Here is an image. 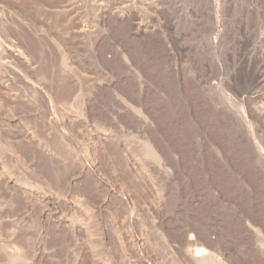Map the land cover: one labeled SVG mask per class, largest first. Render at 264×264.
<instances>
[{"label": "rangeland", "instance_id": "obj_1", "mask_svg": "<svg viewBox=\"0 0 264 264\" xmlns=\"http://www.w3.org/2000/svg\"><path fill=\"white\" fill-rule=\"evenodd\" d=\"M17 2L0 0V44L28 60L0 55V264H192L189 237L264 264L245 227L264 220V0Z\"/></svg>", "mask_w": 264, "mask_h": 264}, {"label": "bare ground", "instance_id": "obj_2", "mask_svg": "<svg viewBox=\"0 0 264 264\" xmlns=\"http://www.w3.org/2000/svg\"><path fill=\"white\" fill-rule=\"evenodd\" d=\"M32 1V0H31ZM18 2H19V0H18ZM17 2V3H18ZM29 3V2H28ZM7 4V3H6ZM16 4V3H15ZM20 4V3H19ZM27 4V3H26ZM17 11V10H16ZM44 17V16H43ZM27 23V22H26ZM170 23V22H169ZM30 24V23H29ZM35 27V26H34ZM41 31V30H40ZM82 30H80V31H77V32H81ZM51 32V31H50ZM48 33V32H47ZM46 33V34H47ZM41 35H42V33H41ZM70 37V36H69ZM72 37V36H71ZM175 41L177 42V39H175ZM10 42V41H9ZM71 42V41H70ZM3 43V42H2ZM12 44H14V43H12V41H11V44H7V45H4V44H0V55L2 56V55H4V54H8V55H10V56H12L11 58H13L14 57V59L15 60H17L18 61V63H20L19 61H21V63H23V64H25V63H27V61L25 60V58L23 59V57L25 56V54H23V52L21 53L20 51H21V49H18V47H17V49L12 45ZM68 49H69V47H68ZM74 49V48H73ZM72 49V50H73ZM20 50V51H19ZM23 51V50H22ZM75 51V50H74ZM62 52V51H61ZM78 52V51H77ZM183 51L181 50V53H182ZM76 54V53H75ZM22 55H24L23 57H22ZM60 55H61V53H60ZM59 55V56H60ZM65 54H63V56H64ZM74 55V54H73ZM182 55H183V53H182ZM0 56V57H1ZM3 57V56H2ZM26 57V56H25ZM67 57V56H66ZM74 57V56H73ZM27 58V57H26ZM79 58V57H78ZM5 59V58H4ZM62 59H63V62L65 63V66L64 67H66L67 68V66L66 65H68L67 63H66V61H65V56L64 57H62ZM67 59V58H66ZM12 61H13V59H12ZM17 61H15V62H17ZM60 61H61V58H60ZM1 62V61H0ZM8 62V61H7ZM7 62H6V64H7ZM62 61H61V65H64V64H62L63 63ZM2 63V62H1ZM11 63H13L14 64V61L13 62H11ZM69 63V62H68ZM12 64V65H13ZM17 64V63H16ZM22 64V65H23ZM5 64H4V62H3V66H4ZM7 65H9V63L7 64ZM7 65H5V66H7ZM15 65V64H14ZM21 65V66H22ZM29 65V64H28ZM27 65V66H28ZM70 65V64H69ZM68 65V66H69ZM16 66V65H15ZM17 66H19V65H17ZM26 66V65H25ZM71 66V65H70ZM84 66V65H83ZM0 67H2V66H0ZM63 67V66H62ZM72 67V66H71ZM15 68V67H14ZM13 68V69H14ZM16 68H20V67H16ZM66 68H64L65 70H66ZM72 69V68H71ZM70 68H69V70L68 71H70L71 70ZM30 70V69H29ZM73 70V69H72ZM17 71V70H16ZM31 71V70H30ZM227 75V74H226ZM236 76V75H235ZM238 78V77H237ZM240 78V77H239ZM229 81V80H228ZM236 81H237V79H236ZM200 82V81H199ZM210 82V81H209ZM201 83V82H200ZM31 84V83H30ZM204 84H205V82H204ZM212 84V83H211ZM32 85V84H31ZM210 84H208V86H209ZM236 85H237V82H236ZM34 86V85H33ZM207 86V87H208ZM212 86V85H211ZM211 86H209V88L208 89H210V91L212 90V87ZM238 88V87H237ZM259 88V87H258ZM260 90V89H259ZM177 91V90H176ZM214 92V91H213ZM85 94V93H84ZM213 94V93H212ZM79 95V94H78ZM81 95V94H80ZM211 95V94H210ZM179 97H180V95H178ZM79 97V96H78ZM178 97V98H179ZM211 97H212V95H211ZM215 97V96H214ZM220 97V96H219ZM209 98V97H208ZM247 98V97H246ZM80 99V98H79ZM251 99V98H250ZM181 100V99H180ZM228 100V99H227ZM232 101V100H231ZM227 101H226V99H225V106H226V108L229 106V105H227V103H226ZM247 103V102H246ZM212 104V103H211ZM214 104V103H213ZM234 105V104H233ZM232 105V106H233ZM217 107V106H216ZM221 107V106H220ZM222 107H224V106H222ZM237 108V107H236ZM133 109V108H132ZM131 109V110H132ZM222 109V108H221ZM224 109V108H223ZM228 109H229V107H228ZM130 110V111H131ZM236 110V109H235ZM253 110V109H252ZM133 111H134V109H133ZM236 112H238V114H239V116L241 117V119L240 120H242L243 121V124L245 125V123H247L248 125L250 124V123H248V121H247V118H246V116H245V111H244V109L243 108H239V110L238 111H236ZM229 113V112H228ZM237 114V115H238ZM136 115H137V113H136ZM141 116V115H140ZM136 118V117H135ZM135 118H133V119H135ZM141 118V117H140ZM224 118V117H223ZM190 119V118H189ZM260 119V118H259ZM135 120H137V119H135ZM262 120V119H261ZM245 122V123H244ZM253 123V122H252ZM193 124V123H192ZM242 124V123H241ZM242 124V125H243ZM243 125V126H244ZM247 126V125H246ZM250 125L248 126V128L250 129ZM254 128V127H253ZM242 129V128H241ZM246 129V128H245ZM252 129V128H251ZM120 131V130H119ZM252 132V131H251ZM255 132V131H254ZM261 132V131H260ZM253 133V132H252ZM248 135V134H247ZM234 136V135H233ZM256 137H257V135H256ZM255 137V138H256ZM248 138V137H247ZM246 138V139H247ZM261 138V137H260ZM256 140V139H255ZM254 143H255V146L257 147V149L259 148L260 149V147H259V145H258V143H256L255 141H254ZM140 144V143H139ZM143 144V143H142ZM144 146H146L147 147V152H148V154L150 155V156H152V155H155V153H153L154 151H152V150H150L151 149V147L149 148V146L146 144H144ZM143 147V146H142ZM263 148V147H262ZM256 150V149H255ZM146 151V150H145ZM248 151V150H247ZM254 155V154H253ZM255 156V155H254ZM153 157V156H152ZM155 157V156H154ZM153 157V158H154ZM158 157V156H157ZM156 157V158H157ZM256 157V156H255ZM254 157V158H255ZM260 157H262V156H260ZM152 159V158H151ZM155 159V158H154ZM262 159H263V157H262ZM156 160V159H155ZM255 160L257 161V159H254V162H255ZM151 161V160H150ZM156 161H158V159L156 160ZM160 162V161H159ZM258 162V161H257ZM160 165V164H159ZM256 165H257V163H256ZM260 165V164H259ZM258 165V166H259ZM258 168V167H257ZM232 174V173H231ZM235 178V177H234ZM240 187H241V185H240ZM245 187V186H244ZM263 189V188H262ZM247 190V189H246ZM249 193V192H248ZM263 194V193H262ZM262 196V195H261ZM262 199V198H261ZM263 200V199H262ZM249 203V202H248ZM247 203V204H248ZM262 203V202H261ZM84 206V205H83ZM89 206V205H88ZM88 206H86V207H88ZM95 207V206H94ZM264 209V208H263ZM88 210V209H87ZM86 210V211H87ZM259 211V210H258ZM263 214H264V212H263ZM257 216V215H256ZM259 216V215H258ZM264 216V215H263ZM261 218V217H260ZM258 219V218H257ZM65 222V221H64ZM264 220H262V222H260L261 223V225H259L258 227H257V225H250V222H249V225L247 224H245V227L249 230V231H251L254 235V242L256 243V246H257V250L259 251V254L263 257L264 256ZM100 223V222H99ZM258 223V222H257ZM64 224V223H63ZM74 224V223H73ZM253 224V223H252ZM61 226V225H60ZM74 226V225H73ZM71 227V226H70ZM97 227V226H96ZM72 228V227H71ZM74 228V227H73ZM70 229V228H69ZM101 230V229H100ZM68 234V233H67ZM99 235H101L100 233H98ZM73 237V236H72ZM98 239V241H97V252H95V255H94V257H99L100 256V252L102 251L101 250V240H100V238H97ZM79 243V242H78ZM186 244H187V247H189V248H191V249H188L187 250V252H186V255H185V257L186 258H188V261H190V263H192V264H224L223 262H222V258L220 259L217 255H215V254H213L214 252H210V251H206L204 248L202 249V248H198L197 246H199V244H201L200 242L198 243L197 241H195V240H193L192 239V237H189V238H187V242H186ZM86 244H84V243H82V244H80L79 245V248H78V251H76L77 252V255H78V257H77V255H76V257L77 258H83V257H86V256H88L89 254H88V250L86 249ZM253 247H255V246H253ZM215 251V250H214ZM75 252V253H76ZM89 253H90V251H89ZM216 253V252H215ZM91 255H92V253H91ZM92 257V256H91ZM93 257V259H95ZM76 258V259H77ZM99 259H100V257H99ZM83 260V259H82ZM91 261V260H90ZM93 262H90L91 264H99L98 262H99V260L97 259V260H92ZM96 261H98V262H96ZM77 263V262H76ZM24 264V263H23ZM25 264H29L28 262H25ZM81 264V263H80Z\"/></svg>", "mask_w": 264, "mask_h": 264}]
</instances>
